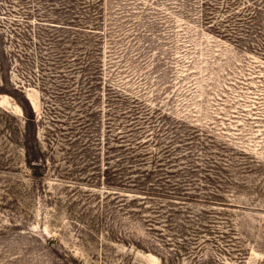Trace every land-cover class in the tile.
<instances>
[{
    "label": "rangeland",
    "instance_id": "obj_1",
    "mask_svg": "<svg viewBox=\"0 0 264 264\" xmlns=\"http://www.w3.org/2000/svg\"><path fill=\"white\" fill-rule=\"evenodd\" d=\"M0 264H264V0H0Z\"/></svg>",
    "mask_w": 264,
    "mask_h": 264
},
{
    "label": "trees",
    "instance_id": "obj_2",
    "mask_svg": "<svg viewBox=\"0 0 264 264\" xmlns=\"http://www.w3.org/2000/svg\"><path fill=\"white\" fill-rule=\"evenodd\" d=\"M21 107L24 112V128L22 133V144L25 155V160L28 166L33 170V176H39V168L42 166V158L40 153L39 142L36 137V127H35V117L31 110V107L26 99L22 100ZM134 185V183H132ZM115 187V185H110ZM130 189V188H129ZM134 191L138 193H143L144 195H148L146 193V188L143 187L135 188ZM115 197H118L119 194L117 191H114ZM147 196H144L146 198ZM124 199V198H122ZM126 204V202L122 203V205Z\"/></svg>",
    "mask_w": 264,
    "mask_h": 264
}]
</instances>
